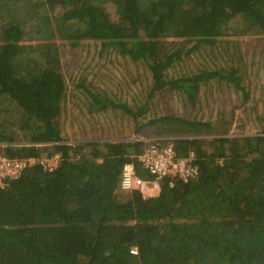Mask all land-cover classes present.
<instances>
[{"label": "trees", "instance_id": "obj_1", "mask_svg": "<svg viewBox=\"0 0 264 264\" xmlns=\"http://www.w3.org/2000/svg\"><path fill=\"white\" fill-rule=\"evenodd\" d=\"M57 35L66 42L61 52L87 39L100 56L138 64L145 81L133 78L139 93L128 103L91 93L81 80L90 114L119 111L135 134L155 125L196 137L173 142L180 158L194 151L196 178L166 176L145 199L119 190L125 164L152 178L136 157L144 142H65L68 87ZM257 35H264V0H0V156H60L53 170L34 164L0 187V264H264V136H243V123L227 136L212 135L211 122L149 118L163 94L195 106L202 89L218 82L237 97L231 117L242 109L264 133V112L248 105L237 69L181 71L216 38Z\"/></svg>", "mask_w": 264, "mask_h": 264}, {"label": "rangeland", "instance_id": "obj_2", "mask_svg": "<svg viewBox=\"0 0 264 264\" xmlns=\"http://www.w3.org/2000/svg\"><path fill=\"white\" fill-rule=\"evenodd\" d=\"M57 37L55 43L59 46L62 72L68 87L60 118L62 135L68 139L66 143L79 144L99 140L103 142L134 141L153 139L157 136L172 141L182 137L180 134H162L159 131L165 127L159 126L157 129L155 125L154 128L148 125L135 134L131 121L115 115L120 114L119 111L109 110L99 118L92 116L88 108L90 100L88 101L85 89L78 87L82 79H85V86L91 93L104 94L112 100L116 97L128 103L131 97L139 93V84L135 85L133 78L141 76L144 82L143 76L146 75L142 73L138 64L135 65L120 54L106 52L100 56L98 43L95 41L82 40L78 48L71 50L64 48L65 51L61 52V47H64L66 42L58 35ZM172 40L174 39L169 41ZM220 67L238 70L243 85L251 92L253 104L248 105L261 116L264 112V35L249 38L232 36L216 38L213 44H205L189 57L181 71L196 73L201 69ZM146 74L150 76L148 71ZM236 99L231 86L213 82L202 89L200 99L195 106L186 103L180 95L163 94L160 98V109H152L149 118L167 114L211 122L214 127L212 135L224 132L227 136L238 132L243 123L245 124L243 136H264V133L256 132L257 125L255 121L254 124L251 122L246 111L235 109L231 117ZM147 121L148 119L141 120L142 123H148ZM20 137L23 138L22 134ZM17 141L15 144H27L23 140ZM49 145L52 143L45 144V146ZM141 149L143 151L144 146ZM46 154L47 152H44V156Z\"/></svg>", "mask_w": 264, "mask_h": 264}, {"label": "built area", "instance_id": "obj_3", "mask_svg": "<svg viewBox=\"0 0 264 264\" xmlns=\"http://www.w3.org/2000/svg\"><path fill=\"white\" fill-rule=\"evenodd\" d=\"M145 143L141 154L136 155L142 169L152 176L142 179L136 172L134 164L128 163L122 167L119 178V190L122 192L137 191L143 198H151L158 194L160 182L166 176L177 177L184 182L196 178L198 169L193 163V155L178 157L172 143L167 139L134 140ZM59 154L51 158L9 159L0 156V187L8 181L18 178L21 171L28 166L41 164L46 170H53L59 164ZM135 253V252H133Z\"/></svg>", "mask_w": 264, "mask_h": 264}, {"label": "crops", "instance_id": "obj_4", "mask_svg": "<svg viewBox=\"0 0 264 264\" xmlns=\"http://www.w3.org/2000/svg\"><path fill=\"white\" fill-rule=\"evenodd\" d=\"M179 139H182V138H189V139H193V138H196V137H193V136H191V137H185V136H182V137H178ZM178 138H176V139H178ZM153 139L154 140H156V139H165V138H162V137H159V136H157V137H153ZM176 139H174V140H176ZM168 140V139H167ZM174 140H172V141H170L171 143H172V145H173V142H174ZM175 147V146H174ZM193 155V157H192V161H191V164L193 163V161H194V159H195V153H194V151H189L188 152V155ZM187 155V156H188ZM186 156V157H187ZM182 158H185V157H182ZM194 165V164H193ZM198 169V168H197Z\"/></svg>", "mask_w": 264, "mask_h": 264}]
</instances>
